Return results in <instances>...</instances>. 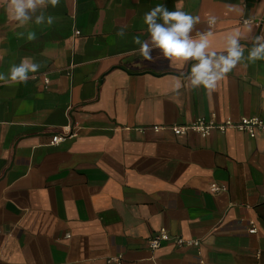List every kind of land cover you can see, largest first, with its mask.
I'll return each instance as SVG.
<instances>
[{
    "label": "crops",
    "instance_id": "crops-1",
    "mask_svg": "<svg viewBox=\"0 0 264 264\" xmlns=\"http://www.w3.org/2000/svg\"><path fill=\"white\" fill-rule=\"evenodd\" d=\"M158 4L198 15L201 32L215 16L218 52L239 31L247 57L264 33V0H60L46 10L54 25L27 29L0 3V73L26 56L41 65L26 83L0 82V264H264V132L172 130L264 118V61L245 59L212 92L187 87L190 63L135 54ZM68 126L77 135L53 145ZM162 229L200 239L201 258L171 243L151 249Z\"/></svg>",
    "mask_w": 264,
    "mask_h": 264
},
{
    "label": "clouds",
    "instance_id": "clouds-1",
    "mask_svg": "<svg viewBox=\"0 0 264 264\" xmlns=\"http://www.w3.org/2000/svg\"><path fill=\"white\" fill-rule=\"evenodd\" d=\"M6 7L8 20L16 27L27 29L30 23L35 25L47 24L52 26L57 18L46 15L49 5L55 8L60 0H0ZM234 6H229L232 10ZM200 17L193 16L177 8L169 11L163 4H158L144 15V23L147 26L149 39L142 40L139 35L135 36L134 43L139 45L138 54L145 60L154 62L153 51H158L157 58L167 59L172 64H178L183 68L186 64L191 65L190 71L184 75L187 87L191 89L203 88L209 92L217 89L220 81L231 73L245 59L250 63L264 61V33L254 37L252 46L248 48L245 57L246 45L241 43L239 31H233L226 35L225 47L222 51L212 50V36L210 28L215 25L217 18L209 16L207 25L209 30L198 31L196 25L200 24ZM245 26H251L252 19L243 21ZM123 26L116 33L119 37L125 36ZM195 31V35L193 32ZM24 32H18L17 36L23 38ZM29 41L36 39L35 32H29ZM41 65L33 62L31 57H23L19 64H13L8 72L0 73V82L4 85L26 83L30 73L39 71ZM173 89L179 91L184 86L180 78L174 77Z\"/></svg>",
    "mask_w": 264,
    "mask_h": 264
},
{
    "label": "built area",
    "instance_id": "built-area-1",
    "mask_svg": "<svg viewBox=\"0 0 264 264\" xmlns=\"http://www.w3.org/2000/svg\"><path fill=\"white\" fill-rule=\"evenodd\" d=\"M76 35H80V32L77 31ZM49 80H47V83ZM163 127L155 126V130L159 131ZM173 132L176 135L186 134L189 131L198 132L204 137L211 135L214 131L221 133H226L230 130H236L240 132H245L249 134L252 138L256 137L259 132H264V118L259 116L243 117L239 120H233L232 118L225 119L221 122H218L216 119H206L204 117H199L194 120L192 123L184 126H173ZM77 135L76 130L72 126H68L63 129L61 133H58L52 137V144L58 145L64 141H67L70 138H73ZM226 188L223 185L218 183H213L210 186V191L212 193H219L225 191ZM251 234L258 232V227L255 222H251V228L249 230ZM149 246L153 250L161 248L164 244L171 243L179 247H188L196 250L198 256H202V241L196 238H185L172 236L166 229L160 230L158 233L153 235L149 241ZM260 256V253L258 254ZM121 257L111 258L112 261H120ZM202 261V259H201Z\"/></svg>",
    "mask_w": 264,
    "mask_h": 264
}]
</instances>
